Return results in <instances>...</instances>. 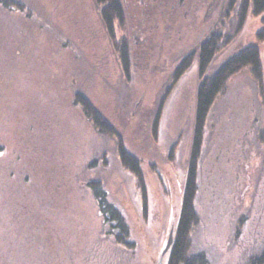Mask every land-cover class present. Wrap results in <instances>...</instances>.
Instances as JSON below:
<instances>
[{"label": "rangeland", "instance_id": "obj_1", "mask_svg": "<svg viewBox=\"0 0 264 264\" xmlns=\"http://www.w3.org/2000/svg\"><path fill=\"white\" fill-rule=\"evenodd\" d=\"M123 3L125 20L112 38L95 0H0V201L10 182L26 176L51 200L30 208L53 227L55 251L31 253V264H159L188 167L203 43L216 44L205 76L251 44L260 49L264 76L263 15L250 11L239 26L229 0ZM77 90L140 160L143 184L120 164L117 138L73 103ZM202 153L192 252L203 251L209 264H247L264 247V87L249 67L230 76L216 98ZM92 179L127 217L133 246L108 233Z\"/></svg>", "mask_w": 264, "mask_h": 264}, {"label": "trees", "instance_id": "obj_2", "mask_svg": "<svg viewBox=\"0 0 264 264\" xmlns=\"http://www.w3.org/2000/svg\"><path fill=\"white\" fill-rule=\"evenodd\" d=\"M95 1L100 9V16L108 34L115 38L117 25L118 23L122 24L126 16L123 0ZM229 9L230 12L238 15L239 26L243 25L250 11L255 15H263V25L258 33L260 39L264 38V0H229ZM215 53L216 44L211 39L203 43L198 56L199 72L201 77L203 76L204 78L199 83L196 92L188 167L179 203V212L173 226V243L167 253L166 264H209L207 255L203 251L192 252V233L199 221L196 199L199 190L200 160L203 154L207 119L216 98L223 87H225L227 80L236 72L249 67L256 82L261 88L264 87L261 53L256 44L243 47L227 59L213 76H205ZM120 57L123 69L129 72L130 60L127 49L122 52ZM189 64L190 60L184 61L176 70L175 75L178 76L180 72L186 70ZM73 103L83 110L85 116L102 134L113 135L117 138V155L120 164L136 174L140 183L143 184L140 160L128 149L125 142L116 136L119 134L112 123L101 114L90 98L82 91L77 90L74 92ZM162 106L163 104H159L155 126L158 125L159 112ZM4 150L5 148L1 146L0 153L4 152ZM5 170H10V168ZM11 176H14V173ZM10 183L12 185L10 192L4 195V200L0 201V205H10V209H7V207L0 209V264H25L27 261V264H31L33 259L31 257L35 252L43 250L51 254L50 252L55 251L54 247L49 244L51 239L49 234H51L53 227L43 223V214L39 209L35 212L34 209L30 208L33 205L36 208L37 204L39 207L44 206L47 208L50 206L51 200L47 201L48 192L46 191V193L42 188H36L35 186L37 185H34V182L28 179L27 176L22 181L24 184L20 182ZM89 186L97 201L99 214L103 218L108 233L114 236V240L117 243L133 246L132 241L129 240L131 228L127 217L121 208L110 199L103 182L92 179L89 182ZM51 195H55V192L52 191ZM143 205L144 211H146V198L143 200ZM7 212L8 215L4 217ZM44 231L46 232L45 234L43 233ZM35 247H37V251L33 249ZM247 264H264V247L259 253L251 256Z\"/></svg>", "mask_w": 264, "mask_h": 264}, {"label": "water", "instance_id": "obj_3", "mask_svg": "<svg viewBox=\"0 0 264 264\" xmlns=\"http://www.w3.org/2000/svg\"><path fill=\"white\" fill-rule=\"evenodd\" d=\"M174 229L172 228L170 230V233H169V237H168V240H167V243H166V246H165V249L163 250V254H162V257H161V261L159 262V264H163L162 260H163V257L165 255V253L170 249V246L172 245L173 243V238H174Z\"/></svg>", "mask_w": 264, "mask_h": 264}]
</instances>
